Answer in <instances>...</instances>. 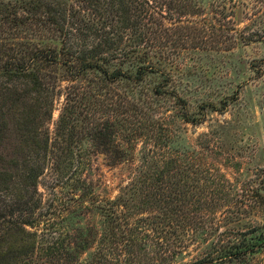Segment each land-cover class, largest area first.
I'll return each mask as SVG.
<instances>
[{"label": "trees", "instance_id": "1", "mask_svg": "<svg viewBox=\"0 0 264 264\" xmlns=\"http://www.w3.org/2000/svg\"><path fill=\"white\" fill-rule=\"evenodd\" d=\"M237 40L264 41V0H0V264H163L194 244L202 252L182 264H252L264 251L256 215L264 185L237 189L214 161L175 145L163 113L141 111L139 97L129 102L135 127L128 117L97 118L86 129L90 145H78L109 165H133L114 197L98 199L83 180V194L54 205L38 189L47 164L77 146L69 92L51 137L56 70L70 80L93 71L109 83L155 74L152 97L185 106L167 70L179 48L230 50ZM207 106L216 109L204 103L200 117L179 118L199 124ZM143 135L154 149L137 165Z\"/></svg>", "mask_w": 264, "mask_h": 264}, {"label": "rangeland", "instance_id": "2", "mask_svg": "<svg viewBox=\"0 0 264 264\" xmlns=\"http://www.w3.org/2000/svg\"><path fill=\"white\" fill-rule=\"evenodd\" d=\"M202 1L208 6L215 0ZM240 14V8H237V19ZM178 52L167 70L172 77L170 86L185 101V106L181 101L180 105L177 104L173 98L152 97V86L159 80L155 74H149L141 83L134 84L128 80L109 83L100 73L93 71L70 80L63 69L55 71L62 94L57 97L52 113L51 137H54V123L64 103V95L69 92L78 105L73 113L77 132L72 137L77 146L47 164L38 185L45 201L54 200L57 205L63 198L64 203H71V197L77 198L86 191L81 185L83 180L94 185L98 199L117 194L118 187L130 177L133 165H109L103 155L93 149L78 148V145H90L86 129L94 119L110 116L120 122L128 117L126 122H132L134 110L129 102L133 96L140 98L137 103L142 106L141 111L153 108L156 114L163 113L174 133L175 145L190 146L197 150V156L202 160L214 161L231 179H237V189L248 186L247 182L254 188L264 185V41L246 44L237 40L230 50L187 47L179 48ZM117 63L118 60L112 61L111 67ZM225 99L227 105L224 107L222 101ZM124 101L129 104L123 106L125 110L119 106ZM204 103H213L216 109L207 106L201 123H184L179 118V113L181 115L184 110L191 117H200V105ZM129 127H135L133 122L128 124ZM140 137L135 142L134 151L137 165L149 150L154 149L152 138ZM125 142L128 144L127 139ZM80 161H90V166L85 164L82 167ZM88 197L84 196V204ZM256 215L259 219L264 217L261 211ZM202 250L200 245H191L163 264L188 262ZM251 263L264 264V251Z\"/></svg>", "mask_w": 264, "mask_h": 264}]
</instances>
